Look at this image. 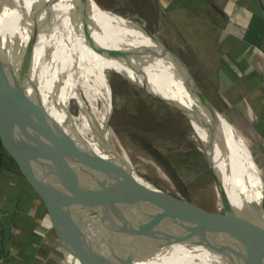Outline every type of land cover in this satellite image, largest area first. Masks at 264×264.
<instances>
[{
	"label": "bare ground",
	"instance_id": "1",
	"mask_svg": "<svg viewBox=\"0 0 264 264\" xmlns=\"http://www.w3.org/2000/svg\"><path fill=\"white\" fill-rule=\"evenodd\" d=\"M0 13L12 18L9 28L12 53L8 54L0 49V82L3 87L9 89L3 91L0 89L2 93L0 108L7 122L18 133L27 156L36 164L41 183L49 181L50 162L30 107L32 98H38L55 119L57 127L62 128L65 133L68 131L67 133L79 142L74 165L76 170L87 171L95 181L108 184L115 189L120 199V208L127 211L130 220L132 219L140 229V237L146 240L142 247L150 264H227L224 262V256L229 250V264H248L252 249L239 240L256 244L258 249L254 248L264 254V190L225 156L213 114L205 101L199 103L194 98L177 65L175 67L168 64L155 51L150 40L146 39L151 45L144 41L130 16L124 17L117 12L102 9L90 0H0ZM56 31L60 32L58 36ZM28 37L33 49L31 77L35 81V87L27 79L23 83L18 62ZM106 39L111 45L137 52L140 59L152 65L157 74L176 90L188 112L194 132L210 156L208 158L204 155L205 159L212 171L218 170V176H215L213 181L215 209L211 212L204 211L212 218L216 216L221 224L223 220H233V216L241 225L236 231L233 230L234 232L226 235L211 230L209 219L212 218L205 216L200 211L203 209L195 202L178 191H173V186L159 166H155V170L148 165L147 168H141L134 160V156L115 137L110 125L91 118V115L98 113L97 109H92L88 105L90 111L82 110L79 99L81 97L83 103L87 104V96L82 97L80 94L76 96L67 86L75 97L74 115L50 103L49 79L56 52H59L63 45L77 44L86 46L87 51L70 70L85 82L94 97L103 101V92L96 72L94 45L96 41ZM6 72H11L13 78ZM51 85L55 88L57 86L55 81L51 82ZM203 105L208 109L212 122L203 112ZM212 128L213 134L210 135ZM60 131L62 133V130ZM144 170L150 174H154L155 171L167 179L165 185H160L147 177ZM118 175L131 183L136 202H133V198L128 194L123 196L122 191L129 193L130 190L121 191L115 181ZM139 183L145 186L147 194L141 191ZM156 184L163 190L159 191L158 196L154 194L152 197H157V200L151 202L149 192L152 190L151 185ZM226 184L235 185L248 197L255 198L260 208L259 212L249 219L240 211L229 215L227 206L234 204L235 195ZM50 198L56 206L64 201L56 189L51 191ZM99 208V203L94 199H83L80 205L72 200L60 209L65 232L89 249L103 245L102 218L97 211ZM121 214L128 224L133 240L134 234L129 219L122 211ZM82 222L86 225L87 232ZM72 241L74 242L73 239ZM75 247L80 255L78 245L75 244ZM71 257L74 264H88L85 256H82L83 261L79 260L80 256L77 254H71Z\"/></svg>",
	"mask_w": 264,
	"mask_h": 264
},
{
	"label": "rangeland",
	"instance_id": "2",
	"mask_svg": "<svg viewBox=\"0 0 264 264\" xmlns=\"http://www.w3.org/2000/svg\"><path fill=\"white\" fill-rule=\"evenodd\" d=\"M90 1L102 9L117 12L124 17L130 16L132 23L135 24L144 41L151 45L148 42L150 40L161 58L176 67V60L171 56L169 50L174 52L179 58L184 51L180 31L181 26L178 23L179 17L177 16L179 10L177 3H180V0H177L178 2L176 0ZM11 19L6 14L0 13V49L8 54L12 53L11 39L9 37ZM144 27L148 28L153 38ZM59 34L60 32L56 31V36ZM94 49L97 60L96 72L98 73L100 87L103 92V101L98 97H94L85 82L72 74L73 72L70 70L87 51L86 46L77 44V46L63 45L60 51L56 52L49 79L50 103L74 115V110H76L74 93L76 96L78 94L82 95V97L87 96V104L83 103L81 97L79 99L82 110L90 111V107L97 109L98 113L91 115V118L95 121L109 124L115 137L134 156V160L141 168H147L148 165L155 170V166H159V169L166 174L169 183L173 186V191H178L184 197L195 202L201 209L208 212L213 211L216 206V195L213 187V178L208 168L209 163L204 155L208 158L210 156L194 132L188 112L176 90L168 81L157 74L156 69L152 65L140 59L137 52L126 51L123 48L111 45L107 39L96 41ZM143 59L145 58L143 57ZM162 66L166 69L164 64ZM120 72L127 75L134 82ZM6 74H11L13 78L11 72H6ZM54 81L57 85H55L56 88L51 85V82ZM67 86L74 93H71ZM88 105L90 107H87ZM219 111L222 112L221 110ZM203 112L212 122V119L209 118V111L204 105ZM225 116L231 120L229 116ZM231 122L233 123L232 120ZM236 127L238 128V126ZM238 129L250 149L245 135L240 128ZM11 139L4 147L6 152L10 156H12V153L16 154V156H23L16 138L12 136ZM127 150L125 149L128 154ZM35 154L38 155L36 152ZM252 155L256 159L262 173V166L253 152ZM16 166L21 172L17 162ZM213 172L215 176H218L217 169H213ZM29 173L30 170L28 171ZM144 173L160 185H165L167 179H164L155 171L153 172L154 174H150L144 170ZM262 175L264 176L263 173ZM115 181L121 191L122 189L125 191L130 190L129 193L122 191L123 196L128 194L133 198V202H136L135 197H133L135 192L131 183L119 175L116 176ZM239 186L246 190L245 187ZM139 187L144 193L147 192L142 183H139ZM226 187L235 195L234 204L227 206L229 215L232 216L235 212L240 211L246 219H249L259 212L260 208L255 198L248 197L235 185L226 184ZM151 189L149 200L156 202L157 197L154 198L152 196L154 194L158 196L159 191L161 192L163 189L157 187V184L151 185ZM121 211L129 219L134 234L133 244L141 254V257L137 258L135 263L150 264L142 247L146 244V240L140 237V229L132 219L130 220L125 209L121 208ZM232 219L223 220L221 224L215 216V218L209 219L212 225H210V229L221 232V234H230L241 226L233 216ZM225 222L226 224H224ZM72 239L78 245L80 251H85L83 256L86 257L88 264H96L95 255L98 248H104L103 251L106 250L104 246L89 249L74 237ZM239 241L252 249L248 264H258L260 262L264 264V254L255 249H258L256 244L247 243L244 240ZM229 257L230 250L224 256L227 259H224V262L227 264H229Z\"/></svg>",
	"mask_w": 264,
	"mask_h": 264
},
{
	"label": "crops",
	"instance_id": "3",
	"mask_svg": "<svg viewBox=\"0 0 264 264\" xmlns=\"http://www.w3.org/2000/svg\"><path fill=\"white\" fill-rule=\"evenodd\" d=\"M180 1L184 69L212 103L225 156L264 190L252 155L264 174V0ZM0 253V264H74L38 191L15 168L0 167Z\"/></svg>",
	"mask_w": 264,
	"mask_h": 264
},
{
	"label": "water",
	"instance_id": "4",
	"mask_svg": "<svg viewBox=\"0 0 264 264\" xmlns=\"http://www.w3.org/2000/svg\"><path fill=\"white\" fill-rule=\"evenodd\" d=\"M144 26V25H143ZM147 33L153 38L152 33L148 28L144 27ZM165 47V46H164ZM168 49V48H167ZM169 50V49H168ZM171 56L176 60L178 64V71L183 76L186 85L194 98L201 103V101L210 102L194 81L190 78L186 70L184 69L181 59L172 51ZM33 59V49L31 47L30 38H27L25 45L19 55V69L21 71L22 81L27 79L33 87H35V81L31 77ZM123 76L130 79L127 75L120 72ZM133 81L132 79H130ZM134 82V81H133ZM141 86V85H140ZM143 87V86H142ZM147 90L145 86L143 87ZM152 91V90H150ZM154 92V91H153ZM0 97L2 99V93L0 91ZM0 99V102H1ZM211 103V102H210ZM212 104V103H211ZM30 107L35 119V122L40 131V135L43 140V144L48 151L50 162V177L49 181L41 183L38 177L36 164L31 160L23 149L22 143L18 136V133L10 126L5 118V114L0 108V136L4 147L12 140V136L16 138L21 148L23 156H16L12 153V156L21 169V173L27 178V180L36 188L41 196L51 224L55 230L56 236L64 248L65 252H69L72 255H78L79 260L83 261L82 256L85 251H81L80 255L75 247L72 238L64 230L62 224L60 209L64 204L72 200L94 199L99 203L100 208L97 211L102 218L101 224V241L104 248H98L95 255L96 264H136L135 260L141 257L139 250L133 244V240L130 237V229L127 222L123 219L120 208V199L113 187L108 184L95 181L87 171L76 170V152L79 149V142L68 131L63 132L62 128L57 127L55 119L47 112L38 98L30 99ZM213 129L210 130V135L213 134ZM62 130V133L61 131ZM211 137V136H210ZM211 140L209 138L208 143ZM213 181L215 174L208 165ZM30 173L28 174V171ZM264 179V176L261 173ZM56 189L59 192L61 198L64 200L62 204L57 206L52 202L51 191ZM207 217L212 218L209 213L201 210ZM82 226L86 230V225L82 222ZM87 232V230H86Z\"/></svg>",
	"mask_w": 264,
	"mask_h": 264
},
{
	"label": "trees",
	"instance_id": "5",
	"mask_svg": "<svg viewBox=\"0 0 264 264\" xmlns=\"http://www.w3.org/2000/svg\"><path fill=\"white\" fill-rule=\"evenodd\" d=\"M0 89L3 91V90H9V89H6L5 87H3V84L0 82ZM16 166V162H15V159L10 156L5 148H4V145L2 143V139H1V136H0V167L1 168H15L18 170L17 166Z\"/></svg>",
	"mask_w": 264,
	"mask_h": 264
},
{
	"label": "built area",
	"instance_id": "6",
	"mask_svg": "<svg viewBox=\"0 0 264 264\" xmlns=\"http://www.w3.org/2000/svg\"><path fill=\"white\" fill-rule=\"evenodd\" d=\"M0 258H1V253H0Z\"/></svg>",
	"mask_w": 264,
	"mask_h": 264
}]
</instances>
